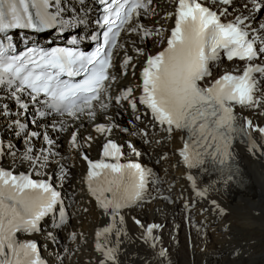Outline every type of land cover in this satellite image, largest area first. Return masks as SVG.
Listing matches in <instances>:
<instances>
[{"label":"snow or ice","instance_id":"snow-or-ice-1","mask_svg":"<svg viewBox=\"0 0 264 264\" xmlns=\"http://www.w3.org/2000/svg\"><path fill=\"white\" fill-rule=\"evenodd\" d=\"M99 3L104 6L105 30L94 50L86 52L76 38L68 41L71 47H44L30 40L29 33L49 29L64 33L85 23L76 16L64 19L60 0H0V92H6L22 113L36 105L32 122L37 127L43 122L52 131L63 132L69 121L95 119L98 112H106L114 99L117 105L127 101L133 113L142 105L151 120L166 132L182 133L185 139L179 156L190 169L204 165L205 158L228 166L237 136L247 138L250 152L264 147L253 138L255 133L264 141V126L247 117L241 120L234 110L235 106L264 108V22L256 15L264 12V0H245L238 13L233 11L235 0H171L173 10L164 17L171 21L170 26L151 29L141 18L157 15L154 0ZM124 33H134L141 40L160 37L164 46L146 56L139 96L133 94V88H127L113 98L110 93L117 77L110 69L124 47ZM18 36L22 37L23 48L16 41ZM137 52L144 55L143 49L137 48ZM224 60L237 66L214 75L217 63ZM131 61L132 57L125 54L122 66L126 68ZM8 111L7 104L0 106V115ZM135 118L140 120L141 116ZM15 126L24 132L25 125L19 119ZM95 131L103 135L112 128L101 124ZM24 134L28 147L22 161L29 163L31 173H14L0 167V264H44L36 242L21 239V235L38 232L42 221L60 211L61 193L53 181L70 175L62 165L59 177L47 172L59 156L47 128ZM36 137L47 147L36 151L31 143ZM84 139L91 141L92 137ZM79 141L78 133L72 131V149H82ZM80 154L87 161L83 182L113 221L95 233L98 264H118L122 229L116 219L123 225L122 210L144 199L151 173L138 162H122V148L111 139H106L101 158L96 161ZM67 223V216L60 215L56 227ZM157 227L149 225L145 231V239H151L153 247L156 238L152 233ZM112 235L115 243L108 239ZM49 238L54 240L55 236L49 233ZM71 238L76 237L73 234ZM159 255L164 256V251Z\"/></svg>","mask_w":264,"mask_h":264},{"label":"bare ground","instance_id":"bare-ground-1","mask_svg":"<svg viewBox=\"0 0 264 264\" xmlns=\"http://www.w3.org/2000/svg\"><path fill=\"white\" fill-rule=\"evenodd\" d=\"M244 2L245 0H235L236 7L233 11L240 12ZM75 5V1L67 0L66 6L62 7L65 8L66 15L89 21L92 15L80 16ZM153 7L157 15L141 18V22L150 29L159 26L168 28L171 21L164 17L165 13L173 10L171 0H154ZM259 14H256L258 20L264 22V16L260 17ZM121 42L124 47L113 61L112 74L117 77L110 93L113 98L127 88L136 91L137 76L146 56L156 54L164 46L160 37L142 41L134 33L122 34ZM137 48L143 49L144 55H140ZM125 54L132 57L131 64L126 68L122 66ZM2 97L0 106L7 104L9 111H14L15 108L5 93ZM136 115H140L141 119L136 120ZM237 115L242 120L247 117L254 124L264 126V108L252 110L240 107ZM17 119L19 117H12L7 113L0 115V133L4 141L1 167L26 171L30 165L22 161V154L28 147V139L22 135L12 137L15 128L11 123ZM96 121L88 124L82 119L76 125L83 126L78 131L79 142L83 145L80 151L72 149L69 144L71 131L61 135L47 128L56 142L53 150L59 153L47 172L59 177L62 165L70 175L66 179L54 180L63 191L60 209L67 212L68 223L57 228V222L49 220L43 224V231L39 235H21V239H35L41 244L39 251L44 263L98 264L100 254L95 251L93 244L96 241L95 233L113 221L98 206L83 182L86 166L80 159V153L89 158L99 157L106 133H97L95 127L102 124L105 127L113 126L108 139L117 141L124 147V161H138L151 173L144 199L122 210L123 225H119L118 217L116 219L122 229L118 264H208L213 261H221L217 264H223L226 256L233 258L236 252L242 253L240 256L238 254L237 259L230 260L231 264H239V260L248 264H264V147L260 151L250 152L248 142L232 148L231 153L244 180V187L239 189L226 177L184 168L182 161L178 162L184 135L174 132L167 139L159 131L155 133L156 125L151 117L141 111L133 113L127 101L117 105L113 99L108 110L99 115ZM70 126L71 123L68 124ZM125 128L128 129L127 132L124 131ZM132 132L137 135H132ZM143 134H146V138H142ZM88 136L92 137L91 141L84 139ZM253 138L257 145H264L257 134L254 133ZM31 143L37 151L42 146L47 147L42 139L31 140ZM136 152L140 154L136 155ZM187 174L192 180L188 181ZM160 179L166 186L163 195L160 192ZM200 192H204V195H199ZM153 224L159 225L152 233L156 238L155 247L152 246L151 239H145L146 228ZM231 231L236 232L233 239L230 238ZM49 233L55 236L54 240L49 238ZM73 234L75 239L71 238ZM108 239L112 243L116 242L114 235ZM160 251H164L165 255L160 256Z\"/></svg>","mask_w":264,"mask_h":264},{"label":"rangeland","instance_id":"rangeland-1","mask_svg":"<svg viewBox=\"0 0 264 264\" xmlns=\"http://www.w3.org/2000/svg\"><path fill=\"white\" fill-rule=\"evenodd\" d=\"M152 42H153V40H152ZM152 42H151V43H152ZM142 48L144 49L145 47H142ZM234 231L239 232L238 230H234ZM231 232H232V231H231ZM236 232H232V235H231V236H230V233H228L231 239H233V237L235 238V234H236ZM233 235H234V236H233ZM242 235H243V234H242ZM227 239H228V238H227ZM240 241H242V243L245 242L244 240H240ZM242 243H241V244H242ZM242 245H244V244H242ZM234 248H235V247H234ZM228 253H230V252H228ZM241 253H242V252H240V253H239V252H236L235 254H237V255L235 256V254H234V257H233V258L230 257V256H229V257L226 256L227 258H226L225 260H223V264H231V263H230V260L233 261V259H237L238 254H239V256H240ZM209 261H210V260H209ZM240 261H241V260H239V262H238L239 264H241L242 262H243V264L245 263L244 260H242L241 262H240ZM217 262H221V261L208 262V264H213V263H214V264H215V263L217 264ZM263 262H264V260L262 261V263H263ZM245 264H248V263H245Z\"/></svg>","mask_w":264,"mask_h":264}]
</instances>
